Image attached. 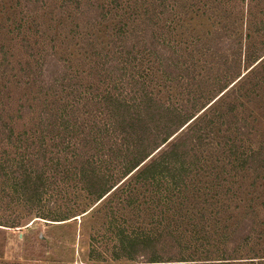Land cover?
<instances>
[{"label":"rangeland","instance_id":"rangeland-1","mask_svg":"<svg viewBox=\"0 0 264 264\" xmlns=\"http://www.w3.org/2000/svg\"><path fill=\"white\" fill-rule=\"evenodd\" d=\"M72 1L0 0V120L3 118L12 134L10 140L0 139V158L17 162L27 153L26 148L29 152L34 147L25 143H30L32 134L39 132L36 129L46 105L58 98L38 80L49 68L45 60L59 62L61 69L68 68L69 76L78 78L83 87L97 85L100 78L104 79L99 70L90 73L95 59L91 58L93 51L84 47L76 35L81 29L78 26L84 27L85 21L77 11V0ZM78 1L85 3L81 10L98 2L104 8L112 7L114 14L121 12L117 4L123 0ZM176 10L169 18L171 34L166 38L173 46L183 47L185 56L183 66L164 78L187 76L190 80L169 83L163 79L162 86L158 85L163 94L170 93L190 103L196 95L214 90L215 83L229 82L238 71L241 75L199 114L207 118L200 127L205 128L209 138L188 156L199 172L192 173L193 190L189 195L191 202L199 204L190 212H195L202 224L196 232L187 231L186 225L183 231L175 230L178 236H171L169 242L176 245L177 251L201 252L214 248L209 242L219 238L224 227L228 228L227 235L235 238L230 230L239 222H249L253 227L245 240L238 239L243 244V255L238 256H264V56L257 60V54L264 51V0H178ZM110 23L113 21L88 27L100 38V49L110 46L109 36L104 33ZM50 68L54 70V64L50 63ZM20 184L19 178H11L9 170L0 174V264H138L113 259L115 238L111 227L115 215V224H135L132 217L138 210L131 217L128 211L110 210L112 204L105 205L103 200L65 220L45 219L28 213L30 207L21 196ZM69 188L73 189L70 193L57 196L51 187L49 192L53 191V196L47 193V200L37 201L35 206L41 208L40 212L50 213L70 204L89 205L84 196L75 199L74 194L81 196L79 187ZM151 193L147 188L141 195V209L154 201ZM160 196L154 213L166 223L171 220L173 206L165 204L166 194ZM160 200L164 205H160ZM184 208L178 207L176 211ZM145 212L152 213L148 209ZM18 216L19 226L13 227L10 220ZM147 221L150 224L148 218L144 224ZM239 235L243 237L244 232ZM221 237L226 242L231 238ZM219 244L215 243L216 251L224 248ZM233 244L229 243L227 248L232 249ZM92 253L97 260L91 258ZM246 259L238 258L244 262L235 259L229 264H249Z\"/></svg>","mask_w":264,"mask_h":264},{"label":"trees","instance_id":"trees-1","mask_svg":"<svg viewBox=\"0 0 264 264\" xmlns=\"http://www.w3.org/2000/svg\"><path fill=\"white\" fill-rule=\"evenodd\" d=\"M82 2H75L85 21L84 27L78 26L81 29L76 35L84 47L93 51L91 58L95 59V65L90 73L99 70L98 74L104 79L100 78L97 85L83 87L78 78L69 76L68 68L61 69L59 62L44 59L49 68L38 80L49 86L53 95L56 94L54 97L58 98L46 105L36 129L39 132L32 134L34 137L30 143H25L34 146L33 149L28 152L26 148L27 153L17 162L0 158V174L9 170L12 179H20L21 196L30 207L27 211L37 217L65 220L86 212L90 204L103 200L105 205L112 204L110 210L122 209L130 212L131 217L133 211L138 210L132 219L142 227L135 226L136 223L115 224L117 217L112 216L113 259L133 260L138 264H229L235 259L247 258L245 262L249 264H264V256L259 254L238 256L243 255L240 252L243 244L238 239L245 240L253 227L249 222H239L230 230L235 238L227 235L228 228L224 227L222 235L231 237L228 242L220 235L213 239L214 243L209 242L214 248L201 252L177 251L176 245L169 242L171 236H178L175 230L183 231L186 225L187 231L196 232L202 224L203 220L195 212H190L199 204L189 198L194 182L192 173L198 170L193 168V161H189L188 156L209 138L205 128L200 127L207 118L199 114L214 104L215 98L240 77L241 71L225 84L215 83L214 90L210 89L206 95H196L190 103L180 101L170 93L164 95L158 88L163 79L169 83L190 80L187 76L164 78L179 65L183 66L185 56L183 47L173 46L166 38L171 34L168 21L171 14L177 12L178 0L118 1L122 13H114L117 16L112 7L104 8L98 2H89L91 7L81 10L82 6L85 7ZM106 21H113L106 24L104 32L109 36L110 46L100 49L97 46L100 38L94 36L88 27ZM257 55L259 60L264 51ZM50 63L54 64V70ZM159 72L162 74L157 75ZM1 138L2 142L12 139L11 128H6L3 118L0 120ZM252 153L254 156L256 152ZM219 184L224 186L222 182ZM70 186L79 187L81 196L74 194L75 199L84 196L90 201L89 205L70 204L50 213L40 212L41 208L35 206L37 201L47 200V193L53 196V191L49 192L51 187L58 196L70 193L73 190ZM147 188L154 201L141 209L140 198ZM160 193L166 194L165 204L173 206L172 221L166 223L162 218L157 219L154 213L156 199H162ZM160 205L164 204L161 202ZM183 206V210L176 211ZM146 209L152 213L145 212ZM199 212L201 217L204 216ZM19 218L10 220L13 227L19 226ZM147 218L150 224L148 221L144 224ZM171 223L172 228L169 227ZM202 226L207 229L205 223ZM241 231L243 237L239 235ZM217 241L223 250L216 251ZM229 243H235V246L228 249ZM90 255L94 257L93 253Z\"/></svg>","mask_w":264,"mask_h":264}]
</instances>
